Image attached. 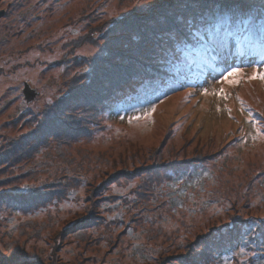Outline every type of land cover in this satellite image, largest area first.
<instances>
[{
    "label": "rangeland",
    "instance_id": "obj_1",
    "mask_svg": "<svg viewBox=\"0 0 264 264\" xmlns=\"http://www.w3.org/2000/svg\"><path fill=\"white\" fill-rule=\"evenodd\" d=\"M161 1L1 0L5 255L29 250L42 264H264V80L249 78L264 72V59L238 63L234 36L213 38L229 49L220 71L177 89L150 118L129 123L147 108L116 109L100 124L75 114L34 134L65 77L89 72L104 46L123 42L115 22ZM233 67L240 82L221 84ZM83 78L70 81L81 87ZM220 88L227 99L212 94Z\"/></svg>",
    "mask_w": 264,
    "mask_h": 264
},
{
    "label": "trees",
    "instance_id": "obj_2",
    "mask_svg": "<svg viewBox=\"0 0 264 264\" xmlns=\"http://www.w3.org/2000/svg\"><path fill=\"white\" fill-rule=\"evenodd\" d=\"M221 4L250 5L239 13L244 18H258L264 13L261 0H162L149 12H132L118 19L114 26L122 31L120 39L123 42L115 47L111 43L104 46L102 53L90 59L89 64L95 62L96 65L89 72L82 69L75 72L72 79L65 77V93L51 107H46L43 124L34 134L47 135L52 128L51 122H61V126L64 122H75V114L87 117L90 122L99 119L100 124L106 117H112L116 109L126 114L127 111L155 108L177 89L197 85L208 70L220 71L222 65H226L229 49L227 44L213 38L220 33L229 36L236 31L244 35L243 27L238 29L234 24L212 18L210 6ZM225 12L231 14L227 9ZM234 40L237 48L232 56H236L241 65L264 59V51L258 43L246 39L241 47L240 42L245 39L234 37ZM200 69L201 73L196 72ZM76 75L79 80L83 77L86 80L81 87L70 81H75ZM38 144L37 141L32 147L34 152L39 150Z\"/></svg>",
    "mask_w": 264,
    "mask_h": 264
},
{
    "label": "snow or ice",
    "instance_id": "obj_3",
    "mask_svg": "<svg viewBox=\"0 0 264 264\" xmlns=\"http://www.w3.org/2000/svg\"><path fill=\"white\" fill-rule=\"evenodd\" d=\"M151 7V6H150ZM212 11V18L218 19L222 22H226L230 25H236L237 28L243 27L244 29V35L241 36V33L239 31H236L235 33H231L230 35L247 39L249 41H253L255 43H258L261 50L264 51V13H261V15L256 17H248L244 18L243 16L239 15V13H242L245 8L251 7L250 5H211L210 6ZM261 8L264 9V0H261ZM218 9V11H217ZM225 9H227V12L231 14H227L225 12ZM180 40L179 33L177 34V41ZM243 75L242 69L233 67L230 70L226 72V74L223 75L222 80L219 82L221 84L228 83V84H238L240 81L238 77H241ZM250 79H256L259 78L261 80H264V72H260L257 70L253 73ZM204 94L208 95V89H204ZM212 94H219L223 96V98L227 99L228 96L225 93V90L223 88H220L218 93L214 89ZM243 101L241 100V105H243ZM155 111V108H150L146 112H142L140 115L133 116L129 118V123H132L133 121H139L141 119H147L150 118L152 113ZM229 112H231V109H229ZM261 116H264V113L261 114ZM248 119L250 122H252L254 125L257 124V121L255 120V117L253 116L252 112H249ZM257 131H259V128H257ZM243 249H241V252ZM0 264H42L41 259L38 257V255L34 252H31L29 250L24 249H17L13 251L10 255H5L2 250H0Z\"/></svg>",
    "mask_w": 264,
    "mask_h": 264
},
{
    "label": "bare ground",
    "instance_id": "obj_4",
    "mask_svg": "<svg viewBox=\"0 0 264 264\" xmlns=\"http://www.w3.org/2000/svg\"><path fill=\"white\" fill-rule=\"evenodd\" d=\"M1 3V2H0ZM27 74H29L30 75V77H32L34 80H36V76L35 75H37L38 74V72H35V71H27ZM35 74V75H34ZM2 87L3 86H0V92H1V90H2ZM27 100V99H26Z\"/></svg>",
    "mask_w": 264,
    "mask_h": 264
},
{
    "label": "water",
    "instance_id": "obj_5",
    "mask_svg": "<svg viewBox=\"0 0 264 264\" xmlns=\"http://www.w3.org/2000/svg\"><path fill=\"white\" fill-rule=\"evenodd\" d=\"M0 2H1V0H0ZM3 14H4V11H0V17H1ZM28 94H29V90L26 89V90L24 91V95H25V98H26V99H29V98H28Z\"/></svg>",
    "mask_w": 264,
    "mask_h": 264
}]
</instances>
